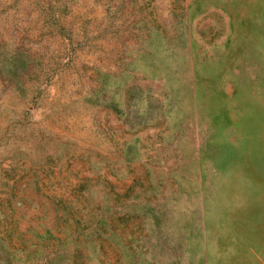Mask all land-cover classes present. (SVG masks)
Instances as JSON below:
<instances>
[{"label": "rangeland", "instance_id": "1", "mask_svg": "<svg viewBox=\"0 0 264 264\" xmlns=\"http://www.w3.org/2000/svg\"><path fill=\"white\" fill-rule=\"evenodd\" d=\"M0 264H264V0H0Z\"/></svg>", "mask_w": 264, "mask_h": 264}]
</instances>
